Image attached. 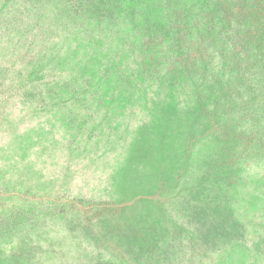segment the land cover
I'll return each mask as SVG.
<instances>
[{
  "label": "rangeland",
  "instance_id": "rangeland-1",
  "mask_svg": "<svg viewBox=\"0 0 264 264\" xmlns=\"http://www.w3.org/2000/svg\"><path fill=\"white\" fill-rule=\"evenodd\" d=\"M0 264H264V0H0Z\"/></svg>",
  "mask_w": 264,
  "mask_h": 264
},
{
  "label": "bare ground",
  "instance_id": "bare-ground-1",
  "mask_svg": "<svg viewBox=\"0 0 264 264\" xmlns=\"http://www.w3.org/2000/svg\"><path fill=\"white\" fill-rule=\"evenodd\" d=\"M174 100H175V99H174ZM174 102H175V101H174ZM175 103L177 104V102H175ZM175 103H174V104H175ZM155 104H156V103H155ZM174 104H173V105H174ZM160 105H161V104H160ZM163 105H164V104H163ZM174 111H175V110H174ZM160 113H161V112H160ZM174 113H175V112H174ZM176 113H177V112H176ZM179 113H180V111H179ZM166 114H167V113H166ZM182 115H183V114H182ZM160 116H161V115H160ZM174 116H176V114H175ZM174 116H173V117H174ZM169 117H170V116H169ZM173 117H172V118H173ZM164 119H165V118H164ZM177 119H178V117H177ZM170 120H171V119H170ZM174 121H176V120H174ZM174 121H173V123L175 124ZM184 121H185V120H184ZM161 123H162V122H161ZM171 124H172V121H171ZM184 124H185V123H184ZM169 125H170V124H169ZM170 126H171V125H170ZM183 126H185V125H183ZM153 128H154V127H153ZM168 128H171V127H168ZM186 128H187V127H186ZM158 129H159V127H158ZM142 130H144V129H141V131H142ZM168 130H169V129H168ZM141 131H140V132H141ZM154 131H155V129H154ZM162 132H163V131H162ZM164 132H166V131H164ZM184 132H185V130H184ZM138 133H139V132H138ZM157 133H159V132H157ZM180 133H181V132H180ZM182 133H183V132H182ZM162 135H163V134H162ZM184 136H185V135H184ZM160 137H161V136H160ZM185 140H186V139H185ZM182 141H183V140H182ZM143 142H144V141H142V143H143ZM145 142H146V140H145ZM145 142H144L143 145L146 144ZM142 143H141V145H142ZM141 145H140V147L143 148V145H142V146H141ZM159 145H160V144H159ZM159 145H158V146H159ZM145 147H146V145H145ZM153 147H154V146H153ZM183 147H184V146H183ZM158 148H159V147H158ZM158 148H157V149H158ZM136 149H138V148H135L134 150H136ZM140 149H141V148H140ZM147 149H148V148H147ZM153 149H154V148H153ZM157 149H156V150H157ZM141 150H142V149H141ZM143 150H144V149H143ZM158 150H159V149H158ZM131 151H133V145H132V150H131ZM147 151H148V150H147ZM141 152H142V151H141ZM131 154H132V153H131ZM145 154H146V153H145ZM161 154H162V153H161ZM132 155H133V154H132ZM138 155H139V154H138ZM140 155H141V154H140ZM159 155H160V153H159ZM142 156H143V155H142ZM160 156H161V155H160ZM135 157H136V156H134L133 159H135ZM144 157H145V155H144ZM138 158H139V157H138ZM192 158H193V157H192ZM141 159H145V158H142V157H141ZM163 159H165V157H164ZM131 160H132V159H131ZM145 160H146V159H145ZM145 160H144V161H145ZM150 161H151V159H150ZM150 161H149V159H148V162H150ZM142 162H143V161H142ZM157 162H158V161H157ZM192 162H193V161H192ZM195 162H196V161H195ZM140 163H141V162H140ZM150 163H151V162H150ZM159 163H160V161H159ZM148 164H149V163H148ZM160 164H161V163H160ZM195 164H196V163H195ZM149 166H150V165H149ZM169 166H170V168H171V165H169ZM169 166H167L168 169H170ZM156 167H157V166H156ZM162 167H163V166H162ZM149 168H150V167H149ZM152 168H153V167H152ZM166 170H167V168H166ZM146 171H147V170H146ZM153 171H154V170H153ZM153 171H152V173H155V172H153ZM168 171H169V170H168ZM148 172H151V171L149 170V171H147V173H148ZM152 173H151V174H152ZM165 173H167V172H165ZM140 177H141V176H140ZM140 177H139V178H140ZM141 178H142V177H141ZM144 179H145V178H144ZM144 179H143V180H144Z\"/></svg>",
  "mask_w": 264,
  "mask_h": 264
},
{
  "label": "trees",
  "instance_id": "trees-1",
  "mask_svg": "<svg viewBox=\"0 0 264 264\" xmlns=\"http://www.w3.org/2000/svg\"><path fill=\"white\" fill-rule=\"evenodd\" d=\"M183 14V11L181 12ZM180 17V15H178ZM145 18H148V15L145 16ZM179 19V18H178ZM154 24V23H153ZM149 34V33H148ZM185 35V34H184ZM148 36V35H147ZM177 41V40H176ZM178 43V42H177ZM176 43V44H177ZM175 46V45H174ZM184 57H189V50L188 48L185 50V56Z\"/></svg>",
  "mask_w": 264,
  "mask_h": 264
}]
</instances>
